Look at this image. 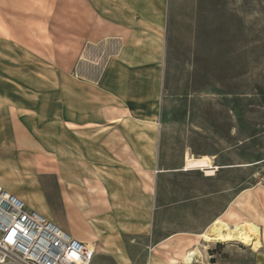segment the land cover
Masks as SVG:
<instances>
[{
  "label": "rangeland",
  "instance_id": "1",
  "mask_svg": "<svg viewBox=\"0 0 264 264\" xmlns=\"http://www.w3.org/2000/svg\"><path fill=\"white\" fill-rule=\"evenodd\" d=\"M78 30L72 0H0V88L54 94L56 82L79 78ZM85 60L102 65V53ZM158 102L154 215L142 240H126L138 248L128 252L132 264H148L151 246L172 235V255L179 241L199 247L190 264H264V234L257 251L232 235L200 234L212 243L196 236L223 211L218 217L229 225L251 220L264 233V0H169ZM187 154L209 156L218 169L186 171ZM166 254L156 255L160 264ZM92 264L120 263L109 251Z\"/></svg>",
  "mask_w": 264,
  "mask_h": 264
},
{
  "label": "crops",
  "instance_id": "2",
  "mask_svg": "<svg viewBox=\"0 0 264 264\" xmlns=\"http://www.w3.org/2000/svg\"><path fill=\"white\" fill-rule=\"evenodd\" d=\"M72 10L82 37L80 77L56 82L54 94L11 84L0 88V185L72 236L96 241L94 257L111 251L120 264H132L128 252L138 248L126 240H142L154 215L160 146L153 116L161 96L169 0H72ZM95 52L102 53V65L85 60ZM207 227L196 233L198 239H205L200 234ZM173 237L151 246L156 254L148 264H160L161 249L167 264H190L184 254L199 247L179 241L172 255Z\"/></svg>",
  "mask_w": 264,
  "mask_h": 264
},
{
  "label": "built area",
  "instance_id": "3",
  "mask_svg": "<svg viewBox=\"0 0 264 264\" xmlns=\"http://www.w3.org/2000/svg\"><path fill=\"white\" fill-rule=\"evenodd\" d=\"M95 251L0 185V264H91Z\"/></svg>",
  "mask_w": 264,
  "mask_h": 264
},
{
  "label": "bare ground",
  "instance_id": "4",
  "mask_svg": "<svg viewBox=\"0 0 264 264\" xmlns=\"http://www.w3.org/2000/svg\"><path fill=\"white\" fill-rule=\"evenodd\" d=\"M184 170L190 169H201L207 175L215 174V171L218 169L217 165L214 164L213 160L209 156L202 157H192L189 154L185 156ZM246 198V197H245ZM242 203V201H240ZM238 204V202H237ZM229 214H234L235 210H229ZM235 214L239 215L235 212ZM212 234L213 238H226L229 235L232 237L241 240L251 249L257 251L262 244L263 232L258 224L254 221H241L240 218L234 225H229L226 221L221 220L219 217L215 218L213 222L207 227L206 231L202 233L203 236L209 237ZM210 237V239L212 238ZM95 242L92 239H89L87 243L96 249ZM101 250V249H100ZM103 251V249L101 250ZM106 251V250H105ZM96 252V250H95ZM104 253V252H103ZM199 250L191 249L184 254L183 260L186 263H191L193 261L194 255H197Z\"/></svg>",
  "mask_w": 264,
  "mask_h": 264
}]
</instances>
